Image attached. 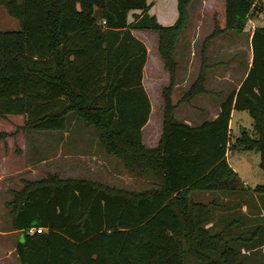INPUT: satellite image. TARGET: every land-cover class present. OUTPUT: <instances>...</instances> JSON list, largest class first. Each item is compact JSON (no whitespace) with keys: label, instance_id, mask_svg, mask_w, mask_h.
<instances>
[{"label":"trees","instance_id":"1","mask_svg":"<svg viewBox=\"0 0 264 264\" xmlns=\"http://www.w3.org/2000/svg\"><path fill=\"white\" fill-rule=\"evenodd\" d=\"M192 1L178 0L177 20L164 25L148 12V0H0L21 23L18 31L0 30V116L24 115L29 130H65L74 112L130 172L150 170L157 178L156 186L143 190L57 173L23 178L8 203L12 227L21 232L15 246L21 264H184L187 255L201 264H249L246 255L254 251L264 264V217L251 225L233 218L245 228L241 234L230 224L218 229L225 206L191 198L192 191L238 193L239 206L249 205L248 188L227 152L232 112L247 110L255 137L244 130L238 146L258 150L264 169V25L254 30L252 65L238 91L215 119L190 126L175 117V109L205 91L203 77L176 103L173 92L175 51ZM249 9L250 0H225V30L242 32ZM133 10L142 14L129 21ZM134 29L158 33L170 73L156 147L143 142L152 110L143 83L148 48ZM221 30L216 25L207 39ZM7 136L0 131V140ZM255 192L261 212L264 184ZM33 227L43 231L29 233Z\"/></svg>","mask_w":264,"mask_h":264},{"label":"rangeland","instance_id":"2","mask_svg":"<svg viewBox=\"0 0 264 264\" xmlns=\"http://www.w3.org/2000/svg\"><path fill=\"white\" fill-rule=\"evenodd\" d=\"M158 5L159 2L157 1L155 6ZM177 5L178 0H174L175 11L178 10ZM96 13L98 15L99 12L96 11ZM189 14L187 26L192 29V33L185 34L183 32L175 51L179 78L184 76L185 46L186 41L190 40V36L196 38V59L193 64L192 75L197 76L200 70L201 51L208 33L214 26L220 27V25L226 24L225 7H223L221 0H217L215 5L208 4L207 6L204 5L202 0H193L189 7ZM19 29H21L20 20L12 16L4 5H0V30ZM138 32H144L138 33L139 36L146 35V30H138ZM153 33L149 37H145L148 51H150V64L145 66L144 85L152 96L157 111L159 106L158 95L170 83V73L168 70L164 72L163 66L158 64V33L155 31ZM186 70L188 74V67ZM177 91V99L182 98L183 92L181 90ZM232 116L231 128L233 134L230 140L231 147L228 159L246 181L245 184L248 185L245 186L248 188L246 198H248L249 205L254 207L260 203L255 188L257 185L264 184V169L260 165L261 153L256 149L245 150L238 146L237 142L244 130L251 137H255L254 120L247 110H235ZM24 123V115L0 116V131L8 133L5 139L0 140V264H21L15 249L16 243L21 237V232L14 230L12 227L11 207L8 203L14 197L13 191L23 187V178L38 179L50 173H57L62 177L93 179L134 190L147 189L157 184V178L152 173L131 175L122 160L117 156L113 161L108 162V165L110 164L113 168L108 171L105 160L107 161V156L110 153L101 143L95 127L85 125L75 113L68 116L69 135L66 139L61 136L62 133L58 132L25 129ZM149 130H151V127L147 131L148 140L150 138ZM220 192H204V195H217L218 197ZM222 201L219 204H222ZM233 216L236 217L237 213H234ZM233 218H225L224 225H219L216 228L220 229L230 224L232 230L241 234V230L245 228L237 225L233 229V226L238 224V222L233 221ZM236 234L230 233L229 237ZM253 255L252 257L246 255V261L249 264H259L261 252L254 251ZM184 264H201V262L187 255Z\"/></svg>","mask_w":264,"mask_h":264},{"label":"crops","instance_id":"3","mask_svg":"<svg viewBox=\"0 0 264 264\" xmlns=\"http://www.w3.org/2000/svg\"><path fill=\"white\" fill-rule=\"evenodd\" d=\"M157 1L159 2V5L156 7L155 5ZM202 1L204 2L205 6H207L208 4L215 5L217 2V0H202ZM221 1L223 3V7H225V0H221ZM148 4H149L148 12L151 15H156L158 21L164 25H172L179 16L178 5H177L178 10L177 11L174 10L175 8L174 0H148ZM135 13L142 14V10L131 11L129 14V21L133 20V15ZM254 21L256 27L264 25V17L262 16L261 17L258 16L254 18ZM214 29L215 26L208 33L207 37L213 32ZM220 29H222L221 32H219L218 34H216L215 36L209 39H206L205 45L203 46V49L201 51L202 57L200 63V70L197 76L192 75V68H194L193 64L196 59L195 57L196 38L190 36V40L186 41L185 57H184L185 58L184 76L182 78L178 77V83L176 84L173 92V101L176 103L181 99V98L177 99L178 97L177 90L179 91L181 90V92H183V95H185L188 92V90L192 87V85L201 76L203 77V85L205 87L204 92L195 95L190 100H186L183 101L182 103H179L175 109V117L179 121L186 123L190 126H199L207 120L215 119L218 116L219 112L221 111V105L223 101L229 96V94L238 91L242 81L245 79L252 65V61H253L252 36L254 31L250 32L246 28L242 32H238L234 30H225V23L220 25ZM138 30L141 29H134L132 30V32L137 38L142 40L148 47L145 37H149L150 34H154L153 31L146 30L145 36H139L138 33H144V32H138ZM6 31H18V30H6ZM191 31L192 29L188 26L184 30L185 34L186 33L191 34L192 33ZM158 41H159V35H158ZM157 50H158V43H157ZM149 54L150 51H148V58L145 66L150 64ZM157 59L159 66L160 65L163 66L162 67L163 71L167 72V70L164 68V62L160 53ZM203 65L205 66L204 73L201 74ZM187 67L189 69L188 74L186 72ZM144 79L145 76L143 77V83H144ZM169 82H170V77H169ZM162 91L158 95L159 106L157 108V111L155 110L156 108L154 107L152 96L148 93L151 100L152 110L150 113L149 121L143 128V142L148 147L158 146L163 132L164 99L162 96ZM234 112L235 110H233L232 115H234ZM73 113L74 112H69L68 116ZM10 115H21V114H10ZM232 119L230 123V128L232 127L231 126ZM150 127H151V130H149L150 138L148 140L147 131L148 128ZM68 129H69V124H67V128L65 130H51V131L46 130V131L62 133L61 136L66 139V137L69 135ZM232 131L233 130L231 128V136L233 134ZM107 157L108 158L107 161L105 160L106 163L105 165L108 166L107 167L108 171H111L113 168L111 167L110 164L108 165V162L110 163L111 161H113L115 155L108 154ZM229 163L238 172L239 176L241 177V179L245 184L246 181H244V178L240 174L239 170L235 166H233L230 161ZM127 171L131 175L146 174V173H152V175H154L153 172L150 170L149 171L146 170L147 172L143 171L141 173H132L129 170ZM245 186L248 185L245 184ZM204 192L210 193L211 191H192L191 198L195 201H202L209 204L211 203L218 204L221 200H223L222 204L225 207L219 208L220 210L218 212L220 213H218L219 214L218 216H223V218L225 217L231 219L235 217L233 216V214L237 213L236 217L239 219L242 218L243 220H246L249 223V225L257 222L256 217L258 216L264 217V208H262L260 212V206H258V204L255 205L254 207H251L250 205H247L246 202H243L242 206H239L238 203L240 200L239 198H241V196L238 193L220 192V195L217 197V195L214 196H210V195L208 196L206 194L204 195ZM204 199L208 201H205ZM247 222L245 224H247ZM241 224H242L241 222L238 223V225ZM210 225H212V223L208 224V226ZM222 225H224V222L220 223V226ZM217 227H219V222ZM260 250L264 251V245L260 248ZM243 252L247 254H251V252L249 250H246L245 247L243 248Z\"/></svg>","mask_w":264,"mask_h":264},{"label":"built area","instance_id":"4","mask_svg":"<svg viewBox=\"0 0 264 264\" xmlns=\"http://www.w3.org/2000/svg\"><path fill=\"white\" fill-rule=\"evenodd\" d=\"M254 14H257L258 16L264 17V0H250V9L248 13V20L246 24V29L250 32H253L256 28L255 21H254ZM103 23H106L105 20H103ZM229 155V150L227 152V156ZM42 232L43 228H30L29 233H35V232Z\"/></svg>","mask_w":264,"mask_h":264}]
</instances>
